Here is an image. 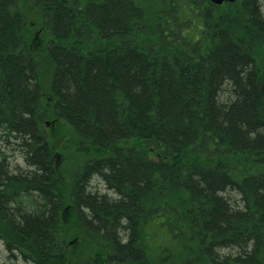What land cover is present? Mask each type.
<instances>
[{
	"label": "trees",
	"instance_id": "trees-1",
	"mask_svg": "<svg viewBox=\"0 0 264 264\" xmlns=\"http://www.w3.org/2000/svg\"><path fill=\"white\" fill-rule=\"evenodd\" d=\"M21 2L0 0L8 257L264 264L263 0H32L34 40Z\"/></svg>",
	"mask_w": 264,
	"mask_h": 264
},
{
	"label": "rangeland",
	"instance_id": "rangeland-1",
	"mask_svg": "<svg viewBox=\"0 0 264 264\" xmlns=\"http://www.w3.org/2000/svg\"><path fill=\"white\" fill-rule=\"evenodd\" d=\"M21 7L22 10L24 11V13L26 14L27 18H28V25L31 26L32 28H34V30H32V35H33V40L36 37V34L39 32V30H37V27L35 26V21H33V14H34V8L32 5V0H22L21 2ZM262 12L264 14V0L262 2ZM30 19V20H29ZM41 45L44 44L43 40H47V37L45 35H42L41 33ZM39 41V40H38ZM63 130V134L60 135L59 134V129L57 131L54 132V135L57 136L56 140L54 141L55 145V150H56V157L58 159H62L63 156H65V158L74 160L76 157V153H75V144H74V137L73 134L70 132L69 127L67 126H62L61 128ZM60 135V136H59ZM10 150H12V147L10 148ZM12 157H11V164H12V169L16 171V168H20L21 170H29L30 168L27 166V164L22 160L20 154L16 153V152H11ZM75 161V160H74ZM68 180V177H67ZM103 185L102 183L98 180V179H94L93 182V190L95 188L98 189H103ZM105 192V191H102ZM235 196V195H234ZM237 200L240 199V197L236 194L235 197ZM75 240H71V244H74ZM230 253V252H228ZM0 264H32V263H28L25 262L21 259H13V258H9L8 257V253L5 249L4 244L2 243V241H0Z\"/></svg>",
	"mask_w": 264,
	"mask_h": 264
},
{
	"label": "water",
	"instance_id": "water-1",
	"mask_svg": "<svg viewBox=\"0 0 264 264\" xmlns=\"http://www.w3.org/2000/svg\"><path fill=\"white\" fill-rule=\"evenodd\" d=\"M209 1L210 3L216 5V6H221L223 5L224 3H230V4H233L235 3L237 0H207Z\"/></svg>",
	"mask_w": 264,
	"mask_h": 264
}]
</instances>
